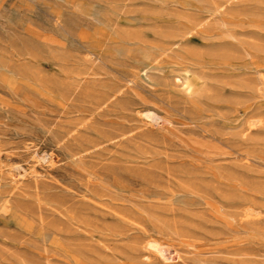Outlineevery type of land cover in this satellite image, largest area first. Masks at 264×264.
Listing matches in <instances>:
<instances>
[{
  "label": "rangeland",
  "instance_id": "1",
  "mask_svg": "<svg viewBox=\"0 0 264 264\" xmlns=\"http://www.w3.org/2000/svg\"><path fill=\"white\" fill-rule=\"evenodd\" d=\"M0 264H264V0H0Z\"/></svg>",
  "mask_w": 264,
  "mask_h": 264
},
{
  "label": "bare ground",
  "instance_id": "2",
  "mask_svg": "<svg viewBox=\"0 0 264 264\" xmlns=\"http://www.w3.org/2000/svg\"><path fill=\"white\" fill-rule=\"evenodd\" d=\"M187 90L191 89L190 85H186Z\"/></svg>",
  "mask_w": 264,
  "mask_h": 264
}]
</instances>
